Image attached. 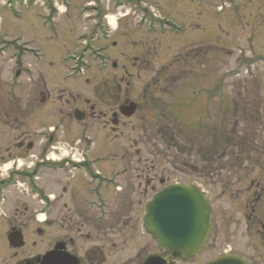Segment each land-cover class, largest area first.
<instances>
[{"label": "rangeland", "instance_id": "rangeland-1", "mask_svg": "<svg viewBox=\"0 0 264 264\" xmlns=\"http://www.w3.org/2000/svg\"><path fill=\"white\" fill-rule=\"evenodd\" d=\"M56 1L59 4L63 1L70 10L62 20L51 23L45 22L42 14L41 5L45 0H0V113L9 112L8 108H11L8 106L12 76L9 58L18 47L25 48L27 44L40 49L46 56L47 90L53 99L45 107L47 125L55 126L57 121L63 120L60 122L62 145L67 150H75L76 157L79 156L77 148L84 145L110 146L111 162L121 167L124 163L121 157L123 147L129 149L134 140L143 137L142 145L160 148V156L154 162L161 174H167L171 152L181 160L187 142H193L197 147L205 143L206 148L217 155L212 162L222 164L223 178L246 177L247 170L252 169L245 166L250 163L249 153L257 151L253 149L256 147L264 148V0ZM89 1L96 2L99 8L108 5L121 14L130 12L128 17L120 14L114 16L115 19L110 17L114 21L113 29L119 25L118 30H113L115 35L112 39L116 38L121 43L111 48L110 53L126 69L114 70L111 67L110 54L104 48L112 39L100 37L83 44L89 31L84 27L81 11ZM159 13L174 19L182 31L166 27L165 30L158 28L160 33L150 34L145 29H149V21L139 25L141 18L153 22V16ZM102 21L105 24V19ZM88 47V52H96L98 56L82 55L77 62H82L83 58L87 62L84 71L79 73L75 70L76 57H80L81 51ZM201 47L206 52L204 57L194 56L196 49L199 51ZM122 74L129 99L141 102L140 110L128 121L124 134L116 136L102 129L98 120L87 118L79 122L72 117L74 106L65 103L68 97L80 96V100L87 97L100 102L108 79L114 75L119 78ZM149 82H155L156 86L152 85L144 98L142 89ZM219 82L221 85L217 87ZM16 88V103L23 107L29 89L24 86ZM101 108L105 110L104 106ZM45 109L41 107L42 111ZM37 113L42 112H33ZM69 114L71 117L68 118ZM141 116L145 120L140 121ZM204 122L207 128L213 126L211 130L214 132L215 126L220 125L222 132L212 137L208 130L202 136ZM217 147L220 148L219 155ZM257 156L252 155V160ZM176 160L181 162L177 157ZM201 175H192L178 164L170 181L185 183L197 179L200 184L205 181L206 189L219 194L221 187L214 184L219 172L212 169L206 176ZM230 188L237 192L242 186ZM213 200L215 226L221 228L222 215L231 219L225 207L238 201H234V195ZM240 238H237L238 243ZM214 253L206 251L191 263L177 260L176 264H195Z\"/></svg>", "mask_w": 264, "mask_h": 264}, {"label": "flooded vegetation", "instance_id": "flooded-vegetation-1", "mask_svg": "<svg viewBox=\"0 0 264 264\" xmlns=\"http://www.w3.org/2000/svg\"><path fill=\"white\" fill-rule=\"evenodd\" d=\"M41 7L45 22L62 20L64 14L58 3L47 0ZM119 14L128 17L130 12L121 14L108 5L99 8L86 3L81 18L84 27L88 28L89 41L94 42L100 37L111 40L115 35L113 30H118L119 25L113 29L109 17ZM145 20L149 21V29H145L150 34L160 33L158 28L165 30V24L169 28L177 24L160 13L153 16V22L145 18L139 25L142 26ZM109 44L104 51L110 54L111 67L126 69L110 53L111 48L120 46V41L114 38ZM25 46L18 47L9 58L12 76L8 106L11 108H8L9 112L0 113V264H41L43 257L56 248L72 255L78 264H176L179 259L161 247L149 230L147 208L161 191L176 183L170 179L178 164L192 175L206 176L212 169L219 172L214 184L221 189L219 194L213 193L214 196L205 188V181L201 182L203 184L196 182L197 179L185 182L205 192L212 209L214 198L234 195V201H238L225 207L231 219L222 215L221 228L215 226L213 215L203 250L185 261L191 263L196 256L208 251L215 253L195 264H204L225 253L240 255L249 264H264V148H253L258 152L251 151L250 163L245 164L252 169H246V177L233 180L223 178L222 164L212 162L217 155H214L215 151L210 152L205 143L197 147L193 142H187L181 160L171 152L168 171L164 168L167 174H161L154 162L160 156V148L142 145L143 137L134 140L129 149L123 147L121 167L111 162L110 146L84 145L77 148L79 156L76 157L75 150H67L62 145L60 122L63 120L57 121L55 126L47 125L45 107L53 99L47 90L46 56L36 47ZM202 47L199 51L196 49L194 56L204 57L206 52ZM152 85L156 86L155 82L147 83L142 89L144 98ZM220 85L221 82L217 87ZM16 86L29 89L23 107L16 103ZM128 94L124 74L119 78L114 75L106 82L104 98L100 102L72 96L65 103L74 106L72 117L79 122L87 118L98 120L102 129L118 136L125 133L128 121L140 110V100L129 99ZM131 102L137 104L136 112L126 117L123 111ZM76 109L84 111L83 119L77 118ZM35 110L42 113L33 114ZM67 117H71L70 114ZM139 120L143 121L145 117L141 116ZM212 127L207 128L204 122L200 134L205 136L210 130L211 136L216 137L222 132L220 125L215 126L216 132L211 130ZM219 150L217 147L218 155ZM256 154L257 158L252 160V155ZM240 172L241 169L237 175ZM234 185L242 188L231 191L230 187Z\"/></svg>", "mask_w": 264, "mask_h": 264}, {"label": "water", "instance_id": "water-1", "mask_svg": "<svg viewBox=\"0 0 264 264\" xmlns=\"http://www.w3.org/2000/svg\"><path fill=\"white\" fill-rule=\"evenodd\" d=\"M125 106L124 115L131 117L137 105L132 102ZM75 114L81 120L84 111L77 109ZM147 214L149 230L160 246L170 250L177 258H189L200 252L212 226L209 198L197 187L188 184L177 183L167 187L150 203ZM57 250L47 253L41 264H78L72 255ZM205 264L249 263L242 256L224 254Z\"/></svg>", "mask_w": 264, "mask_h": 264}, {"label": "bare ground", "instance_id": "bare-ground-1", "mask_svg": "<svg viewBox=\"0 0 264 264\" xmlns=\"http://www.w3.org/2000/svg\"><path fill=\"white\" fill-rule=\"evenodd\" d=\"M66 155V154H65Z\"/></svg>", "mask_w": 264, "mask_h": 264}]
</instances>
